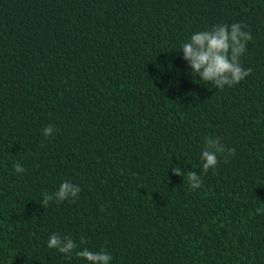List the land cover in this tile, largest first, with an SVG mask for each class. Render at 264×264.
<instances>
[{"label": "trees", "instance_id": "trees-1", "mask_svg": "<svg viewBox=\"0 0 264 264\" xmlns=\"http://www.w3.org/2000/svg\"><path fill=\"white\" fill-rule=\"evenodd\" d=\"M232 23L252 35V71L221 90L181 46ZM208 136L235 154L204 174ZM65 180L78 197L44 208ZM257 208L264 0H0V264H89L49 249L57 232L110 264H264Z\"/></svg>", "mask_w": 264, "mask_h": 264}, {"label": "clouds", "instance_id": "clouds-1", "mask_svg": "<svg viewBox=\"0 0 264 264\" xmlns=\"http://www.w3.org/2000/svg\"><path fill=\"white\" fill-rule=\"evenodd\" d=\"M246 25L241 23L218 24L212 26L208 30H202L193 33L189 40L182 44V58L187 62L192 74H195L205 82L213 83L217 88L223 89L225 86H233L240 83L248 75L252 69H245L240 63V57L247 49V44L252 40L249 31H245ZM54 127L48 125L43 129L45 137L53 135ZM235 154V148H225L216 137H205L201 150L202 172L206 174L210 169H215L220 156H224L227 162L228 156ZM16 173H23L25 169L17 162L14 166ZM173 174L185 176L181 167H172ZM188 183L191 189L196 190L202 184L201 175L196 171H188L186 173ZM81 192L79 185L71 181H62L58 189L54 193L43 192L40 203L43 207H47L51 201L56 203L69 199H76ZM258 214H264V208H257ZM81 237L80 243H84ZM47 247L56 249L58 252L70 256L74 251L75 255L89 262V264H110L112 256L110 253L101 249L100 251H92L88 248L78 249L77 242L67 235L60 233L50 234Z\"/></svg>", "mask_w": 264, "mask_h": 264}]
</instances>
